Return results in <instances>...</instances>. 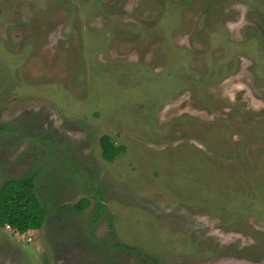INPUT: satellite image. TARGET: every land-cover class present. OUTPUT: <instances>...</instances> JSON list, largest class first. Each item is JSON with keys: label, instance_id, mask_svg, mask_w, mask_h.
Wrapping results in <instances>:
<instances>
[{"label": "rangeland", "instance_id": "rangeland-1", "mask_svg": "<svg viewBox=\"0 0 264 264\" xmlns=\"http://www.w3.org/2000/svg\"><path fill=\"white\" fill-rule=\"evenodd\" d=\"M29 173L0 264H264V0H0V187Z\"/></svg>", "mask_w": 264, "mask_h": 264}, {"label": "trees", "instance_id": "trees-1", "mask_svg": "<svg viewBox=\"0 0 264 264\" xmlns=\"http://www.w3.org/2000/svg\"><path fill=\"white\" fill-rule=\"evenodd\" d=\"M100 145L106 161H112L122 152V148L115 147L108 136L101 137ZM35 178V173H29L4 181L0 187V227L8 226L24 233L43 226L47 210L35 193ZM87 204V200L82 199L76 206L83 209Z\"/></svg>", "mask_w": 264, "mask_h": 264}, {"label": "crops", "instance_id": "crops-1", "mask_svg": "<svg viewBox=\"0 0 264 264\" xmlns=\"http://www.w3.org/2000/svg\"><path fill=\"white\" fill-rule=\"evenodd\" d=\"M30 231V230H29Z\"/></svg>", "mask_w": 264, "mask_h": 264}]
</instances>
